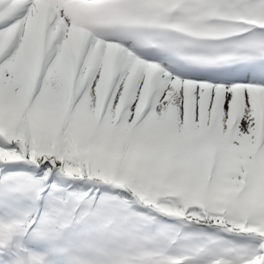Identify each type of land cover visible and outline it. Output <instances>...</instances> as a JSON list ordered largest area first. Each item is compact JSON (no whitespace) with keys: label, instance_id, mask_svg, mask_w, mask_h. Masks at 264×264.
Returning a JSON list of instances; mask_svg holds the SVG:
<instances>
[{"label":"snow or ice","instance_id":"obj_1","mask_svg":"<svg viewBox=\"0 0 264 264\" xmlns=\"http://www.w3.org/2000/svg\"><path fill=\"white\" fill-rule=\"evenodd\" d=\"M0 264H264V0H0Z\"/></svg>","mask_w":264,"mask_h":264}]
</instances>
